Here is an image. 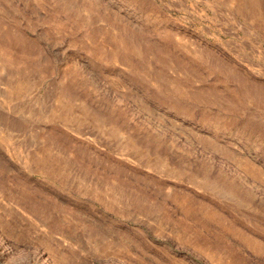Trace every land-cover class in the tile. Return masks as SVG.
<instances>
[{
	"label": "rangeland",
	"instance_id": "374dc122",
	"mask_svg": "<svg viewBox=\"0 0 264 264\" xmlns=\"http://www.w3.org/2000/svg\"><path fill=\"white\" fill-rule=\"evenodd\" d=\"M0 264H264V0H0Z\"/></svg>",
	"mask_w": 264,
	"mask_h": 264
},
{
	"label": "bare ground",
	"instance_id": "6f19581e",
	"mask_svg": "<svg viewBox=\"0 0 264 264\" xmlns=\"http://www.w3.org/2000/svg\"><path fill=\"white\" fill-rule=\"evenodd\" d=\"M45 262V261H44Z\"/></svg>",
	"mask_w": 264,
	"mask_h": 264
}]
</instances>
